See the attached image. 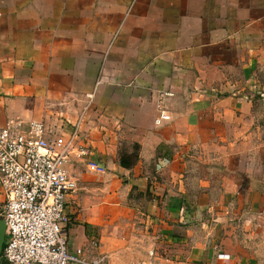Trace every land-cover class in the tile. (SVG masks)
Instances as JSON below:
<instances>
[{
  "label": "crops",
  "instance_id": "0c3cea01",
  "mask_svg": "<svg viewBox=\"0 0 264 264\" xmlns=\"http://www.w3.org/2000/svg\"><path fill=\"white\" fill-rule=\"evenodd\" d=\"M262 73L264 0H0V126L44 121L67 136L78 127L105 168L92 172L75 155L66 167L78 184L68 247L90 261L129 264L155 248L158 264H264L194 226L188 182L195 161L226 171L246 156ZM161 104L170 119L157 124ZM230 182L211 207L227 210L222 222L247 209L256 238L264 188ZM4 202L0 185V212ZM120 209L134 212L136 233L114 247Z\"/></svg>",
  "mask_w": 264,
  "mask_h": 264
},
{
  "label": "built area",
  "instance_id": "2783aa9c",
  "mask_svg": "<svg viewBox=\"0 0 264 264\" xmlns=\"http://www.w3.org/2000/svg\"><path fill=\"white\" fill-rule=\"evenodd\" d=\"M169 119L161 104L157 124ZM57 133L36 120L0 126V185L5 194L0 217L7 226L2 254L6 264H104L90 261L82 250H69L67 203L78 184L63 164L75 155L92 172L104 173L105 168L91 146L78 143V127L69 136ZM159 257L152 248L131 264H158ZM218 260L231 256L219 254Z\"/></svg>",
  "mask_w": 264,
  "mask_h": 264
},
{
  "label": "rangeland",
  "instance_id": "374dc122",
  "mask_svg": "<svg viewBox=\"0 0 264 264\" xmlns=\"http://www.w3.org/2000/svg\"><path fill=\"white\" fill-rule=\"evenodd\" d=\"M260 77L264 82V73ZM256 99V104L259 108L253 136L244 145L239 146L240 156L241 154H246V156H242L244 157L243 159L237 161L236 159H232L228 160L226 164H222L221 167L226 169V171L221 168L216 170L214 168L215 164L212 161L205 162L200 160L202 163L195 161L193 162V170L192 174L188 177V182L192 190L189 196L199 205L190 209V212L193 213H190L191 215H198L197 221L195 220L197 223L194 221V226L202 230L203 227H206L207 232H211V239H214L216 247L218 245L227 246V244H231L239 253L246 254L248 252L249 255L255 253L256 258L262 259L264 257V227L258 226V228L254 229L253 232H255L256 238H248L249 232L247 228L249 227L246 220L252 216L244 212L247 209L239 208L234 214H231V210H229L226 220H223L220 216L224 221L222 222L218 220L219 216L217 213L227 212V210L211 207V204L214 202L228 196L229 193H226L225 190L228 189L231 179L235 178L237 181H240L242 185L240 190L243 191H246V187L264 188V96L256 92ZM200 163L201 166L199 165ZM63 167H67V164H63ZM200 179L201 183L199 182ZM202 182L205 184L202 185ZM206 189L209 190L206 191ZM208 202H210L208 204L210 206L205 205ZM200 205L203 207L202 209L199 208ZM118 215L124 220L113 224L109 232L112 237L109 243L114 247H118L120 242L125 245V241L122 238L128 239L127 244H130L133 233H136V229H133L132 222L130 221L133 218L134 212L129 209L126 211L120 209ZM216 231L222 232L216 237L214 236ZM230 233H232V237H229ZM248 244L250 247H247ZM128 258L129 255H124L122 262H127ZM134 261H137V259H131L129 264Z\"/></svg>",
  "mask_w": 264,
  "mask_h": 264
},
{
  "label": "water",
  "instance_id": "95a60500",
  "mask_svg": "<svg viewBox=\"0 0 264 264\" xmlns=\"http://www.w3.org/2000/svg\"><path fill=\"white\" fill-rule=\"evenodd\" d=\"M7 226L3 219H0V262L3 254L4 245L6 242Z\"/></svg>",
  "mask_w": 264,
  "mask_h": 264
},
{
  "label": "trees",
  "instance_id": "16d2710c",
  "mask_svg": "<svg viewBox=\"0 0 264 264\" xmlns=\"http://www.w3.org/2000/svg\"><path fill=\"white\" fill-rule=\"evenodd\" d=\"M85 227H86V229L88 230V232H89V228H90V226L89 225H84Z\"/></svg>",
  "mask_w": 264,
  "mask_h": 264
}]
</instances>
